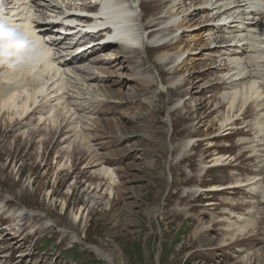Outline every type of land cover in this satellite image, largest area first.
<instances>
[{
	"label": "rangeland",
	"instance_id": "rangeland-1",
	"mask_svg": "<svg viewBox=\"0 0 264 264\" xmlns=\"http://www.w3.org/2000/svg\"><path fill=\"white\" fill-rule=\"evenodd\" d=\"M141 1L122 0L126 5L135 7L136 25L140 28L168 11V6L159 11L148 5L139 7ZM184 1L186 4L179 12L184 7L191 13L195 10L200 12L185 16L188 21L191 19L190 24H185L188 30L160 27L161 34L156 32V37L151 36L149 40L148 36L153 30L140 31L141 35H146L145 41L138 46L139 59L145 61L143 74L154 81L150 94L139 97L140 88L133 76L129 78L131 86L127 89L128 83L123 80L128 78L121 76L127 74L118 70L116 74H102L105 80L90 83L91 88L81 84L77 96L68 99L80 120H91L87 122L88 125L79 122L83 128L90 127L81 132L90 144L86 154L78 156L72 149L61 152L76 141L86 143L78 135L81 127L63 136L68 139L65 144L59 143L62 141L60 137L59 142H53L44 149L41 143L45 139V132L34 135L32 130L29 131L34 128L47 129L45 125H38L39 115L34 116L20 132L10 134H7L9 128L2 125L4 116L0 117V218L11 217L4 222L7 225L0 224V241L3 234L6 238L18 239L17 242L9 241L14 248L0 244V251L20 257L27 250L26 247L20 248L21 245H28V251L24 253L27 256L21 260L24 257L32 258L25 259L30 261L23 264H140V260L144 264H264V193L250 189L264 186V153H253L248 148L264 142V131L256 128L255 122L259 116L253 106L238 116V121L230 125L227 134L223 129L219 130L220 120L228 109L226 105L219 107L221 89H225L222 87L224 75H221L225 74L226 69L217 70L212 62L216 61L217 66L222 67L226 64L231 68L233 66L232 62L221 61L222 58H230V55H222L221 59L217 58L221 53L209 56L210 49L217 44L211 41L217 36L225 34L232 39L239 32L230 28L219 32L207 31L205 28L209 27L210 22H205L202 17L213 12L199 10V3L193 0ZM240 1L242 8H249L245 1ZM56 11L66 12L65 9ZM45 12L51 17L55 15L48 10ZM181 17L183 19L182 14ZM105 36L102 34L100 41L109 47L105 48L106 52L112 49L110 45L116 41L113 37ZM176 37L180 41L179 50L176 49ZM148 41L157 43L149 45ZM165 43L170 46L155 52L154 56L145 49ZM207 43L212 44L211 48L205 46ZM143 44L145 47H141ZM99 51L83 52L86 59L76 68L94 66L100 61L95 60L97 56L109 62L114 60L105 58L107 53ZM108 54L113 55L114 51ZM162 54H168L167 59L173 62L167 63L166 72L177 66H181L182 70L163 77L155 67L157 57ZM72 69L75 70V67ZM261 77L264 79V75ZM115 79L120 80L123 87L115 82L113 88L121 89L132 100L123 102L124 108L103 118L127 115L122 121L133 135L122 142H116L110 133L100 134V130L93 126L95 117L103 115L99 111L100 104L107 101L117 104L114 100L98 98L101 93L96 89L109 85V80ZM185 79L186 84L193 88L189 89L188 95L175 96L172 100V89ZM77 81H85L84 76L77 78ZM3 82L0 71V92L4 88ZM74 102L83 104L86 109H78ZM129 103L133 104V109ZM176 110H182L181 114L178 111L181 117H188V110L191 115L186 123L181 121L179 129L173 127L170 117L171 111ZM50 111L47 109L45 114L49 115ZM157 111L160 114L156 115ZM155 118L162 123L155 124ZM183 129L187 133L180 132ZM115 131L118 132L116 128ZM177 132H180L179 135ZM16 137L20 138L17 140ZM243 142L246 144L241 145ZM159 143L162 145L158 146ZM211 145L213 147H209ZM174 149H177V153L171 156ZM89 152L96 153L101 160L105 159L106 162H100L106 164L95 163ZM184 155L192 157L194 162H181ZM216 156L227 158L226 164L212 168L210 161ZM102 167L114 171L115 185H110L107 179H94ZM238 179L243 181V185L250 179H256L258 183L247 188H235L232 193L208 191L212 186L227 187ZM99 185L101 190L95 189ZM8 212L11 214L8 215ZM232 213L236 214L234 218L249 217L256 223L250 239L240 237L236 242H231L229 237L234 232H226L228 222L215 224L228 219V216L232 217ZM34 214L38 215L39 220L30 221L28 228L22 231L20 217L26 215L29 218ZM204 224L208 227L205 235L207 241L200 242L199 234H196ZM134 245L140 247L141 254L136 253L139 249Z\"/></svg>",
	"mask_w": 264,
	"mask_h": 264
},
{
	"label": "bare ground",
	"instance_id": "bare-ground-1",
	"mask_svg": "<svg viewBox=\"0 0 264 264\" xmlns=\"http://www.w3.org/2000/svg\"><path fill=\"white\" fill-rule=\"evenodd\" d=\"M193 1L199 3V10L213 12L211 15L208 13V15L202 17L205 19V22H210L209 27H207L208 25H204V27H207L205 28L207 31L218 30L217 32H219L222 29L230 28L237 29V32H239L233 35L232 39L220 32L222 35L217 36L216 39L211 41L212 43L217 42V44H215L214 49H210L209 56L211 57L216 53H221L217 56V58L219 57L221 59L222 55H230L228 56L230 58H222L221 61L226 60L228 62H232L233 66V68H231L226 64L224 65V67H222L221 65L217 66L216 61L212 62V65H215L218 68L217 70H220L222 68L226 69L225 72H223L225 74L221 75H224L222 77V82H224L222 83V87L225 89H221L222 97L220 99L219 107L222 108L224 107V105H226L228 109L223 114L220 120L221 126L219 130L221 131L223 129L224 131H226L225 134H227V131L230 130V125L238 121V116L243 112V114H245L248 110L251 109V106H253L255 108V111L257 112V115L259 116V119L255 122L256 128L261 132L264 131V92L261 90V86L264 88V79L261 77L264 75V73L259 74L261 70L258 69L260 65L257 64L263 63L264 65V60L261 59L264 58V56H260V53L264 49V46H262L264 45V16H259L263 14L264 11V0H262L263 11L262 9H257L252 13H249V9L247 10L246 7L242 8V5H240V0ZM247 1L248 3L250 2V0ZM115 3L118 4L119 9L121 10H125L128 7V5L122 2V0H0V71L2 79H4V82L2 83V86L4 88L0 92V117L2 115L4 116L2 125L9 128L7 134L16 131L20 132L21 129L26 128V125L30 123V120L33 119L34 116L39 115L38 125H45L47 129L42 130L41 128H34L30 129L29 131L32 130L33 132H31L34 133V135L35 133L41 134L43 131L45 132V139L41 143V146H43L44 149H47L51 144L59 142L60 137H62L60 138L62 141L59 143H61V145L65 144L68 141L66 137H63L65 136V134L71 133L77 128L79 129L81 127V124H79V122L88 125L87 122L91 121L90 119L80 120V117H78V115L76 114L78 112H76L74 108H72V103L68 101V97L77 96L76 92L78 91V87L81 86V84H84V86L87 85L89 88H91V85H89L90 83H98L99 81H104L105 79H102L104 75L114 72L116 74L118 70H121L127 74L121 75L122 77L128 78H126L127 80H123L124 83H128L127 89L131 86L129 78L133 76L135 77V81L140 88L139 90L141 92V95H139V97L142 96L144 98L146 97V95L151 93L154 87V81L153 79L144 77L143 64L145 63V61L139 59L138 55V46L141 45L143 41H145L146 36L140 34L141 29H144L145 31H149L150 29L153 30V32L148 36V40L151 36L156 37V32H160V27L174 29L175 31L185 30L187 29L185 24H188V22L190 24L191 20L189 19L188 21L187 17H190L192 15L194 16V13L198 14L199 11L197 12L195 10L193 13H191L188 8L184 9V7L179 12L181 7L186 4V1L184 0H142L139 4V7L148 5L151 6L154 10L159 11L160 8L163 9V7L168 6V11L163 13L162 16H158L153 20L147 21V23H144L142 25L143 27L140 28L136 25L137 20L135 8L131 7L135 11L129 10L127 12L124 11L117 13L114 6L112 5ZM189 3L191 4V2ZM44 5H48L49 8L53 9V11L65 9L66 12L58 11L59 14H63L65 16L62 26L67 25V23L64 24V22L66 21L78 23L80 22L83 24L92 23L94 21L95 25H104L107 23H111L112 25H110L108 28L102 29V31H106L107 35H112L113 39H115L116 42L115 44H111L110 47L112 46V49L106 52L104 50L107 45L98 43L100 41L99 37L97 38V44L87 46V41H89L90 37L92 39L93 35L82 33L80 25L76 26L79 28L77 31V33L79 34V38L76 40L85 42V44L83 45L86 48L84 52H94L95 50H100L99 52L107 53V56H105V58L114 60L109 62L106 61V59H101L102 56H97L95 57V60L100 59V61L96 62L94 66H87L85 68L77 67L75 68V70H73L72 67L74 65H80L83 63V61H85V54H77L70 59H65V57L60 56V50L65 46V39L67 38L62 37V31H60V29L53 28V23L41 25L40 20H35V26L33 29H30L31 32L28 34V36H22L15 31L20 26H23L24 29H28V22L25 21L26 13L32 19H40L41 15L44 13L40 12V7H43ZM85 10H87V12ZM181 14L183 16V19L181 17ZM252 15H257L258 17L252 19ZM106 17L108 19H106ZM47 19V17L43 18V20ZM61 29H63V27H61ZM98 29L99 27L95 28V30ZM44 32L46 33V35H53L51 41H49V43H46L47 45L39 41L36 37L37 34L41 36ZM29 36L32 37V42L36 43L34 46H32V42L29 41L31 38ZM176 39V45H178L176 46V49L179 50L180 41L178 37H176ZM150 42L151 41H148L149 45L157 43L155 41L152 43ZM211 45V43H207L205 46L211 48ZM169 46L170 45L168 43H165L157 45L156 47L148 46V48L146 47L145 49L149 54H152L154 56L155 52L165 50ZM75 47L76 46L70 45L66 47V50L69 51ZM77 47V49H81V46ZM141 47H145V44H143ZM118 48L119 50H117ZM106 49H109V47H107ZM112 51H114V54L109 55L108 53H112ZM167 56L168 54H162L161 57H157L155 63V67L163 77H166L167 75H175L179 73L180 70H182L181 66H177L174 69L172 68L173 70L166 72L165 66L173 63L172 61L167 59ZM125 58L127 62L125 61ZM183 65L185 66L186 63L183 62ZM92 67H95L94 71ZM252 67L254 69H252ZM82 76H84L85 81H77V78H82ZM186 80L187 79H185L183 83L178 85L175 89H172V100L175 96L182 97V95L185 96L189 94V89H192L193 87L190 88V85L186 84ZM119 81L120 80L116 79L109 80V82L107 81L109 85L98 86L99 88L96 89L97 92L101 93V95L97 96L98 98H105L117 102V104H112L108 101L104 102L103 107L111 108V110H118L124 108L123 102L132 100V97L130 95H127V93H123L121 89L116 90L113 88L115 86L113 85V83L115 82H117L119 85H122L123 87V84H121ZM172 86H174V84ZM70 90L71 95L69 94ZM158 97L161 98V95H159ZM132 105H130V108L132 107ZM186 106L188 105L185 103V107ZM78 108H81L82 110L86 107L78 105ZM47 109L51 110L49 112V115L45 114V111ZM55 109L56 111H53ZM131 109H133V107ZM178 111L181 114L180 111L182 110ZM178 111H171L170 113L173 127L177 129L181 127L182 122L186 123L189 116L191 117L189 110L186 112L188 117H181ZM106 114L108 113L105 112L103 115L95 117L93 123V126L97 127V129L100 130V134L104 135L106 133H110L116 140V142H119V140H121L122 142V140L126 139L127 136L133 135V133L129 131L130 129L125 126V123H123L122 121L123 118L124 120L126 119V114L116 118H103V116H106ZM155 114H160V111H157ZM154 123L160 124L162 122H160L159 119L155 118ZM89 128L81 127V129L79 130L80 132H78L80 139L86 141L85 136L83 137L81 135V132L83 131V129L86 130ZM115 128L118 132L115 131ZM180 132L187 133L184 129ZM180 132H177V135H179ZM24 133L25 132H23L22 134ZM196 134L199 133L196 132ZM18 136L21 137V135ZM20 137H16L17 140ZM30 144H32V140L30 141ZM240 144L244 145L246 143L243 142ZM161 145L162 143L158 144V146ZM89 147L90 144L88 143V141H86V143L84 144L81 143V141H76L72 143L71 147H68L65 151L62 150L61 152H70V150L72 149L73 152L76 151V155L81 156L87 153L86 150ZM209 147L213 146L211 145ZM248 148H250L253 153L259 152L262 154L264 153V142H261L259 146ZM173 153L176 154L177 149L171 151V156L175 155ZM88 155L92 156L95 163L100 161L106 162L105 159L101 160V158L94 152H89ZM184 156L185 157L181 158V162H185L186 160H188L189 162H194V159L189 155ZM253 156L254 155H252L251 157ZM259 157L261 158L262 155H259ZM227 160L228 159L224 158V156H216L210 161L212 162L210 166L212 168L224 166ZM103 162H100V164L105 165L106 163ZM94 179L100 181L102 179H107L110 185H113L115 182L114 171L109 167H102L99 173L95 175ZM242 183L243 181L238 179L232 185H229L227 187L212 186L208 188V191L232 193V190L235 188H247L249 186L256 185L258 182L256 179H250L246 181L244 185ZM95 189L101 190V185H99ZM250 189H253V191L259 193H264V186H262L261 188L257 186ZM8 201L6 204L9 203ZM232 215V217L228 216V219L225 218L223 221H218L215 224H222L225 221L228 222L229 225L225 229L226 232H234L229 237L231 242H236L240 237H243L247 240L250 239L256 228V223H254L249 217H247V220L245 217L241 216H237L236 218H234L236 215L234 213H232ZM232 218L233 220H231ZM20 219L22 221V231H24L25 228H28V224L30 223V221L38 219V215H30L29 218H26V215H22ZM207 232L208 227L204 224L200 231L196 234H199L200 242H204L206 240ZM2 237L3 239L2 241H0V244H6V247L14 248V245L10 244L9 241H18V239L12 237L6 238V235L4 237V234L2 235ZM19 244L21 243L19 242ZM22 247H26L27 250L24 251V253H27L29 246L21 245L20 248ZM37 254H35V256H37ZM25 255L26 254H24V256ZM31 258L32 257H24L23 261L25 259Z\"/></svg>",
	"mask_w": 264,
	"mask_h": 264
},
{
	"label": "trees",
	"instance_id": "trees-1",
	"mask_svg": "<svg viewBox=\"0 0 264 264\" xmlns=\"http://www.w3.org/2000/svg\"><path fill=\"white\" fill-rule=\"evenodd\" d=\"M134 247L137 248V249H139V251L136 252V253H138V255L141 254L140 247L138 248V246H136V245H134ZM139 262H140V264H144V261L143 260H140Z\"/></svg>",
	"mask_w": 264,
	"mask_h": 264
}]
</instances>
